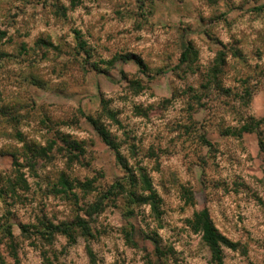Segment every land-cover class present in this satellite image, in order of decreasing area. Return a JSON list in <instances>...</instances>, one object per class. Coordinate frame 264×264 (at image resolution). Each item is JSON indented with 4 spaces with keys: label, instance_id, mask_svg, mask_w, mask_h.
I'll use <instances>...</instances> for the list:
<instances>
[{
    "label": "rangeland",
    "instance_id": "1",
    "mask_svg": "<svg viewBox=\"0 0 264 264\" xmlns=\"http://www.w3.org/2000/svg\"><path fill=\"white\" fill-rule=\"evenodd\" d=\"M263 70L264 0H0V106L18 116L0 118V175L30 184L15 248L0 231V264H157L151 233L163 264H212L190 225L203 208L236 245L226 264H264V148L256 132H238L264 119ZM86 116L101 118L149 184L128 180ZM260 129L264 140V120ZM119 180L154 193L159 217L143 204L124 213L120 194L90 218L88 203ZM4 209L0 198V223ZM40 222L55 226L51 242L20 235L19 223Z\"/></svg>",
    "mask_w": 264,
    "mask_h": 264
},
{
    "label": "trees",
    "instance_id": "2",
    "mask_svg": "<svg viewBox=\"0 0 264 264\" xmlns=\"http://www.w3.org/2000/svg\"><path fill=\"white\" fill-rule=\"evenodd\" d=\"M259 9H262V7ZM43 44L46 45L47 42H43ZM127 58L134 59L136 63H138L140 66L142 67L144 66L142 64V61L137 57L130 55ZM127 58H125L124 60H126ZM185 60L187 61V59H182V61L184 62ZM143 71L145 72V70ZM218 71L219 70L214 71L213 80H215V82L217 81L216 79H217ZM263 74H264V70H263ZM34 83H38V85H40L38 81H34ZM216 86L218 88H222L221 84L218 81L216 82ZM202 87L204 89H207V86H202ZM244 88H246L245 93L248 95L249 98H251L253 91L251 90V88H249V85L248 87H244ZM104 107L107 108V106H105V103H104ZM108 114L113 115V116L114 114L117 115L114 112L112 113L108 112ZM17 117L18 116L13 115L11 111H8V108H6L5 106H2V107L0 106V118H5L9 122V121H13L14 119H17ZM86 118L89 121V123L92 125L94 130L96 131L97 135L101 138L102 142L106 144L115 153L118 163L120 164L122 169L126 171L128 180L134 182L135 186L138 184L137 180H139V178L143 182H146V184H149L150 178L147 176V172L143 167H140L138 170L141 176H137L136 174H138V172L135 174L134 169L130 168L129 163L127 162L126 156L120 150L121 145L115 140V138H113L112 133L107 129V127L104 126V124L101 121V118L99 119L94 116H86ZM115 119H116V116H115ZM263 120L264 119L256 120L254 117H250L248 120H246V122L240 128H238L239 135H242L243 132H256L259 136V143H260L261 149L264 148L263 131L260 129L261 124L263 123ZM166 126L168 127L171 125H166ZM184 127H186V125ZM17 135L18 137H21L20 132H18ZM22 138L23 139L21 141L26 142V140H24L25 137L22 136ZM62 139L64 143L70 149L76 150L77 145L74 142L68 141L66 137H62ZM200 140L202 144H205L208 147L213 146V144H211L202 134L200 135ZM28 144H30L29 141L24 143L23 145L24 148H28L29 147ZM30 145H33V144H30ZM33 147H34L33 151L35 153L38 150L42 151V146L38 147L36 144ZM154 148L155 147H151L150 151H153ZM18 150L19 148L17 149V151ZM44 156H48V155H44ZM14 158H15L14 166L21 167L22 164L18 161V157L16 153L14 154ZM22 174H20L18 179L9 178L7 181L4 180V178H2L0 175V198L2 199L4 207H5L4 213L2 215V217L5 220L0 223V231L5 237L11 239L10 241L12 242L11 243L12 249L13 247L15 248V244L13 245V243H15L14 242L15 235L13 231L15 222L13 221H17L16 212L18 211L19 206L22 205V203H24L26 199H28V197L24 195L25 193L21 192L23 191L21 188L25 187V189L27 190L30 188V184L28 183L27 178L24 177ZM72 183L73 182L68 177H65V176L63 177V180H62L63 185L71 186ZM126 183L127 182H124L123 180H119L113 183L111 186L106 188L105 194L101 195L99 200L97 201L93 200L92 202L88 203L87 205L88 207L86 208L87 210L85 211L88 213L90 218H92L94 214L95 215L101 214L105 210V208L112 203V200L117 198L118 195L120 194L123 195L124 197L126 196L127 198L126 200L127 205L125 206L127 207V209L125 210L124 213L128 215H134L135 208L137 207V205L143 204V205H150L152 209L154 210V214L157 217H159L160 212H159V206L157 203L158 202L157 196H155L154 193L150 195L147 194L145 196V194L140 193L136 188L133 190L131 188L127 190ZM83 186H87V188L90 189L89 191H93L92 189H94L92 186V181L89 182L88 184H84ZM73 196L77 197V194H73ZM76 199H78V197ZM194 216H195L194 223L195 221L196 223L195 224L191 223L190 225L196 231H199L201 233L203 244L205 248H207L208 252H210L211 263L212 264H226L225 255H224L225 247L236 248V245L218 230V228L215 226L214 221L210 215L209 209L203 208L201 211L196 212ZM86 225L88 229L87 236L88 235L92 236L93 232H92V228L89 222H87ZM54 227L55 226H52L50 222L49 223L40 222V224H33L32 226L19 223V228L21 230L20 235L25 236V237H31L32 235H39L41 238H44L49 241L52 240L55 235ZM32 228L34 229L33 232L31 230ZM64 233L67 234L69 237L73 238L72 232L65 230ZM133 234L134 233L132 231L126 232V235L130 243L132 244H134ZM144 237L150 240L154 246V250L156 253L155 259L157 261V264H163L165 261V256H166V248L162 245V241L160 240L158 234L157 233L144 234ZM0 242H2V239H0ZM46 259L48 261V264H54V262L51 259L49 258H46ZM56 264H65V263L57 262Z\"/></svg>",
    "mask_w": 264,
    "mask_h": 264
}]
</instances>
